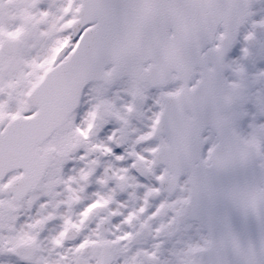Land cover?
I'll return each mask as SVG.
<instances>
[{"label":"snow or ice","instance_id":"snow-or-ice-1","mask_svg":"<svg viewBox=\"0 0 264 264\" xmlns=\"http://www.w3.org/2000/svg\"><path fill=\"white\" fill-rule=\"evenodd\" d=\"M0 264H264V0H0Z\"/></svg>","mask_w":264,"mask_h":264},{"label":"rangeland","instance_id":"rangeland-1","mask_svg":"<svg viewBox=\"0 0 264 264\" xmlns=\"http://www.w3.org/2000/svg\"><path fill=\"white\" fill-rule=\"evenodd\" d=\"M13 2L15 3V2H16V0H13ZM12 15L14 16V15H15V13H12Z\"/></svg>","mask_w":264,"mask_h":264}]
</instances>
